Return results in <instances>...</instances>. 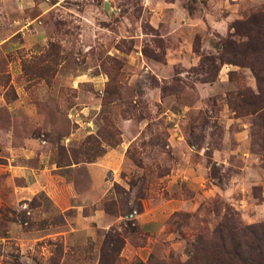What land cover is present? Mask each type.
<instances>
[{
  "label": "rangeland",
  "instance_id": "rangeland-1",
  "mask_svg": "<svg viewBox=\"0 0 264 264\" xmlns=\"http://www.w3.org/2000/svg\"><path fill=\"white\" fill-rule=\"evenodd\" d=\"M253 12L0 0V264H215L218 229L264 223V93L219 58Z\"/></svg>",
  "mask_w": 264,
  "mask_h": 264
},
{
  "label": "trees",
  "instance_id": "trees-1",
  "mask_svg": "<svg viewBox=\"0 0 264 264\" xmlns=\"http://www.w3.org/2000/svg\"><path fill=\"white\" fill-rule=\"evenodd\" d=\"M233 33L241 39H225L220 43V60L252 71L259 97L264 93V12L250 13L237 20ZM200 69L206 73L204 81L212 80L218 70L211 55H201ZM210 74H212L210 76ZM211 249L215 264H264V223L231 225L225 231L218 229V244Z\"/></svg>",
  "mask_w": 264,
  "mask_h": 264
}]
</instances>
